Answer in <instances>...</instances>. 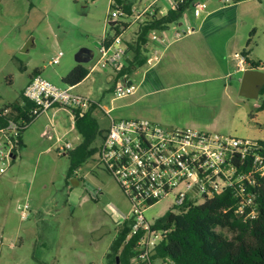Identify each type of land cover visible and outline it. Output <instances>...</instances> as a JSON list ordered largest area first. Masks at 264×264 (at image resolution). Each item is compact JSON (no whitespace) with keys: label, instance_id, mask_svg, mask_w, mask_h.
<instances>
[{"label":"rangeland","instance_id":"rangeland-1","mask_svg":"<svg viewBox=\"0 0 264 264\" xmlns=\"http://www.w3.org/2000/svg\"><path fill=\"white\" fill-rule=\"evenodd\" d=\"M124 1L140 11L154 0ZM165 2L159 0L157 6L166 7ZM195 6L203 8L198 18ZM111 11L110 0H0V109L19 99L36 70L52 84L66 87L59 72L70 74L81 49L92 52V60L82 64L91 69L104 38L115 36L107 26ZM174 28L187 35L168 47L149 43L145 55L157 52L160 60L131 72L130 81L137 87L133 95L115 98L111 71L102 66L74 88L75 94L99 105L94 117L102 135L93 146L99 148L111 118L146 119L173 129L264 142V96L240 95L244 72L236 61L245 51L262 63L259 71L264 73V0H196L164 32L169 40ZM139 29V24L131 25L123 38H133L134 46ZM193 31L202 32L197 44L211 46L213 52L172 62ZM61 52L59 64L51 65ZM171 71L180 74L179 81L170 77ZM226 71L230 74L224 77ZM72 119V109L63 106L41 114L22 133L24 147L0 176V264H109L107 255L122 228L116 219L130 206L96 154L68 178L70 151L60 155L58 149L68 143L73 151L83 140ZM25 204L27 219L19 210ZM171 204V198L160 202L145 212L146 218H163ZM152 264L165 263L154 259Z\"/></svg>","mask_w":264,"mask_h":264},{"label":"built area","instance_id":"built-area-1","mask_svg":"<svg viewBox=\"0 0 264 264\" xmlns=\"http://www.w3.org/2000/svg\"><path fill=\"white\" fill-rule=\"evenodd\" d=\"M158 1L154 0L140 11L132 9L129 14L116 0H111L112 11L107 26L111 30L118 28L119 35L113 37L112 41L104 38L94 68L102 66L114 73L113 94L117 99L133 95L137 88L130 81L129 74L121 75L135 41L125 40L123 32L133 24L141 27L155 18L159 19L184 3V0H168L170 10L160 15ZM194 11L198 18L203 8L195 6ZM130 18H133L131 22L123 20ZM172 25L165 30L151 31L145 48H149L150 42L168 47L187 35L185 30L174 28V39L169 40L164 32ZM63 56L62 52L59 53L50 64H59ZM159 60L155 52L147 56L146 65L153 67ZM237 63L240 72L248 69L247 59L243 55L237 57ZM23 95L34 104L29 116L32 122L57 105L72 109L74 118L75 114L82 117L90 108L97 106L91 99L75 94L74 87H58L40 73L31 78ZM72 122L75 126V119ZM28 125L25 121L17 123L11 120L6 128L0 130V176L15 159L22 127ZM71 150L72 146L67 143L58 149V153L62 155ZM96 156L99 166L116 181L129 203L126 222L130 225V231L126 243L134 240L132 264H150L156 248L171 232L157 228L158 220L151 222L145 216L146 211L169 198L172 204L168 212L182 214L230 192L236 202V212L243 214L244 219L254 220L259 216L253 188L264 180L263 141L166 128L146 119L117 121L111 118ZM19 210L23 219H27L29 205L25 204Z\"/></svg>","mask_w":264,"mask_h":264},{"label":"trees","instance_id":"trees-1","mask_svg":"<svg viewBox=\"0 0 264 264\" xmlns=\"http://www.w3.org/2000/svg\"><path fill=\"white\" fill-rule=\"evenodd\" d=\"M233 1L239 3L247 0ZM116 2L123 6L124 11L131 13L130 7L125 4L124 0H116ZM195 2L196 0H184V3L176 9H171L167 15L159 19L155 18L141 26L136 43L130 49L133 56L131 59L126 58L121 75H130L136 67L146 64L145 46L151 31L165 30L170 25L177 24L185 11ZM113 31L115 36L119 35L118 28H114ZM107 38L110 41L114 39L113 37ZM250 43L251 40H248L247 47ZM242 55L247 59L251 68L260 67V62L249 60L245 51ZM39 73V70H36L32 77ZM89 73L90 70L86 66L78 64L63 79V83L66 86L75 87L82 83ZM261 95L264 96V87ZM33 107V102L21 95L16 102L0 109V130L6 128L11 120L17 123L25 121L29 125L22 127V133H24L32 123L29 116ZM96 110L97 107L93 106L82 117L75 114V128L83 140L75 150L69 152L68 178L98 152V147H94L93 144L97 137L102 135V131L94 117ZM260 111H264V99ZM18 144V149L24 147L21 137ZM253 192L259 206V216L254 220L244 219L243 214L236 212V202L230 192L208 200L201 206L193 207L186 213L168 212L157 221L156 227L169 229L171 232L156 248L150 264L154 259H161L165 264H264V180L253 188ZM129 231L130 225L126 222L111 244L110 253L107 255L109 264H132L131 261L135 256L134 240L126 243Z\"/></svg>","mask_w":264,"mask_h":264},{"label":"crops","instance_id":"crops-1","mask_svg":"<svg viewBox=\"0 0 264 264\" xmlns=\"http://www.w3.org/2000/svg\"><path fill=\"white\" fill-rule=\"evenodd\" d=\"M166 2H165V4H166V7H161L160 5L159 6H157L158 7V11L161 13L160 15H164V14H166L169 10H170V7H171V5H170V2L168 1V0H165ZM159 2V1H158ZM110 4H111V0H110ZM158 4V3H157ZM31 6L33 7V5L31 4ZM192 36H194V37H192V38H189L188 40H186L185 42V44H183V46L180 48V50H177L176 51V53L173 55V59H172V62H176V63H180V62H185L186 60H187V57L188 56H192V57H195V56H201L202 54H210V53H212L213 51V47H211V46H202V45H199V44H197V41H202L200 38H202V32L201 33H195L194 34V31L192 32V34H191ZM182 39V38H181ZM180 40V39H179ZM131 41H133V38L131 39ZM178 41V40H177ZM175 42V41H174ZM173 43V42H172ZM171 43V44H172ZM93 58V57H92ZM249 58V60H251V61H254L253 59H250V57H248ZM236 59V58H235ZM236 61H237V59H236ZM248 62V61H247ZM257 62H259V61H257ZM207 63V62H206ZM226 63H228V62H226ZM94 66H95V64L92 66V68L91 69H89L90 70V73H89V75H88V77L92 74V73H94L95 71H97L98 69H99V67L97 68H94ZM262 66V63L260 62V67ZM247 68H249V69H253V68H251V66H250V64L248 63L247 64V66H246ZM259 67V68H260ZM256 69V70H260V69ZM111 71V70H110ZM40 72V74H41V71H39ZM65 74H67L66 72H64V71H60L59 72V80H62V82H63V79L65 78ZM230 74V72L228 71H226L225 72V74L223 75L224 77H227L228 75ZM87 77V78H88ZM170 77L175 81H179L180 80V74L178 73V72H174V71H171V75H170ZM31 78H32V75L30 76V78H29V80H28V82L24 85V87H23V89H22V91H21V94H20V96L21 95H23V93H24V89L26 88V86L29 84V82L31 81ZM86 80V79H85ZM109 81L110 82H112L113 84H114V82H115V75H114V73L111 71V74H110V76H109ZM78 86V85H77ZM76 87V86H75ZM74 87V88H75ZM136 91H137V88H136ZM98 104H97V109H98ZM166 128H169V127H166ZM173 129V128H172ZM128 213H129V211L126 213V214H122L121 215V217H118L117 219H116V221H117V224H119V225H123L124 223H126V217L128 216Z\"/></svg>","mask_w":264,"mask_h":264},{"label":"water","instance_id":"water-1","mask_svg":"<svg viewBox=\"0 0 264 264\" xmlns=\"http://www.w3.org/2000/svg\"><path fill=\"white\" fill-rule=\"evenodd\" d=\"M115 24V23H114ZM79 64L88 63L92 60V52L81 49L75 56ZM264 87V73L256 69H247L242 77L240 95L246 99H257Z\"/></svg>","mask_w":264,"mask_h":264},{"label":"flooded vegetation","instance_id":"flooded-vegetation-1","mask_svg":"<svg viewBox=\"0 0 264 264\" xmlns=\"http://www.w3.org/2000/svg\"><path fill=\"white\" fill-rule=\"evenodd\" d=\"M262 91V90H261ZM131 263H132V261H131Z\"/></svg>","mask_w":264,"mask_h":264}]
</instances>
